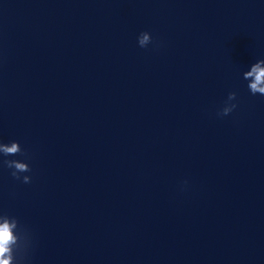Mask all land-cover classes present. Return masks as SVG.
Wrapping results in <instances>:
<instances>
[{
  "label": "clouds",
  "instance_id": "1",
  "mask_svg": "<svg viewBox=\"0 0 264 264\" xmlns=\"http://www.w3.org/2000/svg\"><path fill=\"white\" fill-rule=\"evenodd\" d=\"M142 39L139 40V45L141 47H145L146 42L149 40V35L147 32L141 33ZM253 78L252 82L248 84V88L250 92L255 94L264 95V60H259L251 65V70L244 73V78ZM236 99V93L232 92L228 95V102L233 101ZM228 103L226 102V105ZM236 108V104H230V106H225L220 113L221 116H226ZM0 151H2L5 155H15L17 154L20 149L18 148L17 142H13L12 146L6 147L3 144H0ZM8 167H12L13 165L17 169V171H30L28 167L24 164L17 163L15 161H8L6 162ZM13 177L16 179H20V177L16 174V172L12 173ZM24 183H30L28 177H24ZM12 240L10 228L5 223L4 225L0 226V253L7 251V245ZM0 264H6V262H0Z\"/></svg>",
  "mask_w": 264,
  "mask_h": 264
}]
</instances>
